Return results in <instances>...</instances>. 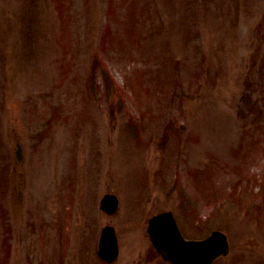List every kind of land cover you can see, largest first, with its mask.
<instances>
[{"label": "rangeland", "instance_id": "374dc122", "mask_svg": "<svg viewBox=\"0 0 264 264\" xmlns=\"http://www.w3.org/2000/svg\"><path fill=\"white\" fill-rule=\"evenodd\" d=\"M169 209L264 264V0H0V264H170Z\"/></svg>", "mask_w": 264, "mask_h": 264}, {"label": "water", "instance_id": "95a60500", "mask_svg": "<svg viewBox=\"0 0 264 264\" xmlns=\"http://www.w3.org/2000/svg\"><path fill=\"white\" fill-rule=\"evenodd\" d=\"M18 150L20 157L21 145ZM118 206V198L107 194L102 200V207L113 212ZM148 231L160 253L172 264H213L215 258L229 252L227 235L219 230L203 239H187L183 236L175 215L165 211L150 219ZM118 243L112 226L104 228L101 238V253L112 260L118 255Z\"/></svg>", "mask_w": 264, "mask_h": 264}, {"label": "trees", "instance_id": "16d2710c", "mask_svg": "<svg viewBox=\"0 0 264 264\" xmlns=\"http://www.w3.org/2000/svg\"><path fill=\"white\" fill-rule=\"evenodd\" d=\"M104 80L107 83V85L106 84L105 85L106 86H110L111 80H110V78H109V76L107 74L105 75Z\"/></svg>", "mask_w": 264, "mask_h": 264}]
</instances>
